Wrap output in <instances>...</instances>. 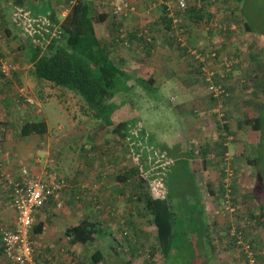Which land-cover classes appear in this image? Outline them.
<instances>
[{
	"label": "crops",
	"instance_id": "1",
	"mask_svg": "<svg viewBox=\"0 0 264 264\" xmlns=\"http://www.w3.org/2000/svg\"><path fill=\"white\" fill-rule=\"evenodd\" d=\"M39 1H42L43 4H38ZM67 1L69 0H34L35 3L33 4V2L28 0L26 2L27 5L24 7L32 8L38 14H46L45 12L53 10L56 17L61 19L66 15V10L63 8L66 6ZM87 1L93 4L95 11L99 12V8H101V11H107L106 8L108 6L105 0ZM199 1L186 0L187 10L184 12L179 11L176 5L175 12L177 10L182 13L179 17L174 13L173 9L171 11L169 0H130L133 11L120 20V25H122L121 34L131 38L135 35L139 37L142 34L145 41L142 42L132 38L130 42L125 43L126 46L122 47L120 45H112V41L109 40L112 54L116 55V61L120 63L124 72L131 77L130 82L134 83L138 79L149 80V82H153L151 85L152 89L156 90L160 88L156 87V85L162 86L164 82H168V78L181 77L188 69L187 79L192 81L189 91L187 93L180 92L184 91L181 90L183 88L181 85V89L178 88L176 90L174 87V90L180 92L179 96L184 95L186 98L194 100L199 98L201 89L199 84L203 83L200 81V77L194 73L195 68L192 64L195 61L189 51H207L211 49L209 48L211 43L216 44L222 38L218 32L210 34L208 26L211 25L203 24L201 19L198 20V18L209 16L210 21H219L220 13L214 6L219 3V0ZM224 2H227L226 12L232 22L227 35L228 42L229 40L233 41L237 31H240V23H238V11H236V7H233L236 1L224 0ZM112 5L113 3L108 8L111 9ZM200 7H202L201 11L204 10V15L201 13L199 15L196 14ZM11 9L12 6L9 0H0V52L8 58L13 56V52L15 54L18 52L17 56L22 54V47L25 48L29 43V39L23 33L20 25L11 18ZM109 24L110 19H108L107 23L99 26V32L102 36L108 34L110 30ZM211 27H213V24ZM204 30L207 35L205 38ZM245 33L248 32L245 31ZM244 37L247 39L246 35ZM220 45L225 47L224 52L220 51V57L224 58L226 55V59L231 62L232 68L228 72L221 70V74H219L221 71H217V81L230 87V98L234 97V100H238L237 105L241 108L246 103L244 101L246 98L251 100L256 95L255 93L252 94L251 91L244 90L242 92V87L240 91L238 84L249 82L252 79L255 81V77L258 80L261 78L259 82L264 83V64L261 48L253 41L243 45L233 44V46H230L228 43H221ZM188 57L191 58V61ZM221 64L222 60L217 59L216 68H219ZM187 66L192 68L186 69L185 67ZM14 68L12 79L5 80L0 77V168L17 183L22 182L20 170L23 168L29 171L30 176L39 179L41 182L65 180V187L60 192L58 201L52 197L47 198L34 214V226L30 235L33 250L32 264H123V258L119 256L120 251L126 254L127 250H125V247L131 245L130 242H133V239H127L122 243L118 238L119 229L122 230L123 236H126L124 228L131 227L134 230L132 235L134 238V234L142 235L145 233L140 229L138 219L151 217L148 213L149 211L146 210L147 205L144 197V192L148 191V189L143 184L139 186L141 177L138 174V163L140 160L137 163L131 160L132 158L129 155L131 154L132 156L133 154L131 153V148H126L130 147L126 140L121 142L115 139H103L101 143L96 144L102 148L97 165L90 162L92 160V146L87 144L86 146L90 147L89 150L84 149L86 146L81 147L80 151L70 148L69 154L71 156L64 157L65 160L61 161V154L57 150V146L64 142L65 138L62 140L53 138L51 142L48 138L41 140V138L37 137H42L47 132L43 135L21 136L19 131L22 124L21 120H19L18 133L14 134L12 124L17 118H14L13 113H18L20 110L19 106L25 103L24 99L31 100V96H33L32 88L27 90L24 87V98L20 97L18 83L25 81L30 87L32 85L34 88L37 86L41 89L44 87L50 88L43 82L30 79L28 72L30 64L26 62V58L25 61L22 60L21 63H16ZM157 78L162 79V81ZM197 78L199 81H197ZM191 103L181 104L178 108L179 117L182 118L181 131L186 138H182L180 143H177V141L171 143L169 141L168 143L154 141L157 146L165 149L169 159L174 163L183 161L184 158L192 155L191 158L188 157L189 166L187 173L190 176L199 178V184L202 185L203 183L204 188L206 186V189L199 193V202L195 208V222L192 224L194 229L191 225L189 231H186L185 228L176 230V224L174 229L175 236L178 232L183 235L186 234L190 238L189 242L193 241L202 244L210 242L211 237H213V242L220 243L223 241V238L220 237V230H225L228 235L230 231L231 235L235 230L241 231V228H243L242 232L244 233L245 231L247 236L251 237L253 225L250 219L251 209L248 207L250 200L247 198L251 185L248 180L249 177H247L249 169H246L245 166L240 170V162L244 159L247 148L244 147L233 155L237 160L234 158L230 159V155L233 153V151L231 154L229 153L231 150L230 146L236 149L239 148L237 141L234 142L233 138L230 137L232 138L231 141L229 138L225 141L224 146H226L227 151L221 161V156L217 155V153L222 148L217 146V149H215L214 145L215 143L219 144V136L225 137L229 133L225 134L223 126H218L214 129L216 130V138L212 140L203 138L209 135L207 133H202V137H200L198 132L203 131V127L195 124L190 117L192 115ZM232 103L225 107V111L229 112L230 116H232L231 112L234 111ZM118 104L122 105L118 106L117 109L124 107L123 102ZM28 113V110L23 111L24 116ZM20 115L22 114H17V116ZM240 122H236L237 126ZM140 125L143 127L144 124L140 123ZM206 126L208 127V132H211L210 125L206 124ZM241 127H245V124ZM241 127L238 128L240 129ZM246 134L250 136V140L252 136L249 130ZM76 135L77 133L74 130L73 136ZM147 135L149 136V134ZM186 135L189 137L187 138ZM78 137V139L74 138L73 140H78L77 142L81 144L86 142L84 136L78 134ZM149 141L152 145L153 141ZM189 143L192 145L193 143L196 144L194 150L187 151ZM249 144H252V142ZM123 148L128 150L124 149V154H122ZM175 148L179 151L175 150ZM143 149H145V146ZM143 152V150L140 151L142 154L149 153V151ZM135 154L138 155V153ZM215 154L217 157H215ZM223 161L225 164L222 163ZM250 163L252 164L251 161H247V165ZM59 164L65 167H60ZM221 166H223L222 169ZM226 169L230 170L232 177L228 188H226L227 183L224 186L226 193L220 195L222 179L226 180L223 177ZM200 179L202 182H200ZM226 201L236 210L235 213L229 212L225 205H222V202L226 203ZM141 203L143 204L144 213L139 208ZM255 211L264 213L263 208ZM85 220L94 222L99 226V236L96 237L93 243L85 245L71 244L67 231ZM147 220H149L147 228H150L155 233L148 238L145 237L146 242L148 240L151 241L150 248H152L157 243V230L153 224L152 217ZM261 220L264 221V218ZM15 221L16 213L11 206V189L7 187L5 182L0 180V254L2 251V232L3 230H14ZM180 222L185 223L187 221L180 219ZM262 241L264 242V240ZM204 249H207L205 250L206 252L210 251L211 259H219L221 257L218 247L215 250L212 249V246L209 248L204 247ZM138 251L137 255L139 254ZM97 252H100L101 259L98 263H93L91 258ZM125 256L126 260L128 258L132 262L136 258L132 250H129V254ZM203 257L206 258L209 255L206 256V253H204ZM0 264H8V262L1 259Z\"/></svg>",
	"mask_w": 264,
	"mask_h": 264
},
{
	"label": "rangeland",
	"instance_id": "2",
	"mask_svg": "<svg viewBox=\"0 0 264 264\" xmlns=\"http://www.w3.org/2000/svg\"><path fill=\"white\" fill-rule=\"evenodd\" d=\"M28 1V0H27ZM31 2V0H29ZM236 4L233 7H236V11H238L237 16H240L241 21L240 24V31H237V35H235L233 41L229 40L227 43L230 46H233V44L239 45V44H247L249 41L255 42L260 48H261V54H262V61L264 64V0H235ZM238 1V2H237ZM107 2V6L110 7V5L113 3V0H105V3ZM112 2V3H111ZM38 4L42 5V1H39ZM176 0H169L170 9L174 10V13H176L177 16L180 17L181 12H178L176 10L175 12V6H176ZM37 5V4H36ZM231 5V4H230ZM106 6V7H107ZM113 6V5H112ZM172 6V8H171ZM220 13L219 17L222 18L226 14V8H227V2H220L216 5H214ZM106 8L107 11H110L109 8ZM112 8V7H111ZM41 11V10H37ZM48 12V11H47ZM45 12V13H47ZM43 13V12H39ZM41 17H44L45 14H40ZM243 24L246 23L248 26L251 27L252 32L245 33V30L242 27ZM205 32V37L206 31ZM24 33V32H23ZM246 38L245 39V35ZM204 35V34H203ZM26 36V35H25ZM233 38V35H232ZM228 45V47H229ZM227 47V49H228ZM230 50V49H229ZM13 57V56H12ZM189 58V57H188ZM10 59V57H9ZM191 61V58H189ZM223 62H228V59H226V55ZM193 62V61H192ZM222 62V63H223ZM194 68H196V62L192 64ZM191 66V65H190ZM190 66L185 67L192 68ZM190 70V69H189ZM188 69L185 74H182L181 77L177 78H168V82H164L162 86L156 85V90L153 89V91H145L144 89H141L140 87H136L135 84L132 82L129 84V91L126 93H123L125 96L123 99L116 98L114 99L115 103H119V101H124V107L121 109H117L112 114V120L117 123L121 120L125 119H133L135 118L137 122H140L143 125L144 133L147 135L149 134V139L153 141V145L156 146L155 149H159L160 147L157 146V144L154 143V141H163V143H168V141L180 143L182 138H186L185 134L181 131V123L182 118L179 117V107L181 104L185 103H191V111L192 115L190 117L193 119V122L195 124H198L200 127H203V131H199L198 135L202 137V133H207L209 135H206L203 138H209L214 139L216 138V130L218 126H223V121L220 120V117L218 116L219 113L217 112V103L211 101L210 95L207 93L206 85L199 84L201 87L200 89V96L197 100L186 98L184 95L179 96L180 92L187 93L189 91V88L191 87L192 81L191 79H187L188 77ZM194 77V76H193ZM195 78V77H194ZM158 80L162 81V79L157 78ZM200 79V78H199ZM197 78V81H199ZM47 84L46 82H43ZM198 83V82H196ZM49 84V83H48ZM47 84V85H48ZM158 84V83H157ZM249 84L246 86V91H251L249 89ZM123 85V84H122ZM180 85L183 86V88H180ZM239 85V90L241 91V85ZM264 88V83L262 84ZM29 90L32 88L33 90V96H31V101L33 102V105L24 103L23 105H20V110L17 114H22L20 117H22L24 120L29 121H45L47 124L48 131L47 133L38 138H41V140H45L48 138L52 142L53 138L57 140H62L65 138L64 142H61L60 145L57 146V150L60 151L61 154V161L65 160L64 157L71 156L69 154V149H78L80 151L81 147H85L86 144L88 146H92V160L90 162L94 165H97L99 163L100 159V150L101 147L97 146L98 143H101V140L103 139H112L109 136H107V132L105 128H101L99 130V125H101V121L104 123L106 122V116L107 111L99 114L100 118H95L94 115L96 114L93 111H90L85 103V101L79 96L76 95L74 92L60 87H44L39 88L37 86L34 88L32 85L31 87L28 86V84L25 81H22L21 83H18V88H24ZM173 87V88H172ZM174 87L176 90L180 88L184 91H176L174 90ZM244 89L242 90V92ZM30 93V92H29ZM42 93V94H41ZM45 96L43 97V95ZM256 95V94H255ZM43 97V98H42ZM181 97V98H180ZM256 97V96H255ZM253 96V99L247 100L246 103H244L241 108L238 107V100L234 101L232 103V108L234 111H232V116L228 119V135H226V139L229 138L231 141L232 138L234 142L237 143V146L239 147L236 149L233 146L230 150V159L237 160L236 157L233 155L237 151H241L242 148L246 149V155L244 159L240 162V170L243 169V167L246 166V169L248 168L249 171L247 172V177L249 182H251V185L249 187V194L247 195V198L250 200V206L253 208V212L256 215V217H259V213L255 210L263 208L264 209V94L259 93L258 100ZM172 99V100H171ZM251 104L250 106H246L248 104ZM122 104H119L121 106ZM231 105V103L229 104ZM228 105V106H229ZM258 108V106H260ZM207 107V109H206ZM251 107V108H247ZM231 108V107H230ZM247 108V109H245ZM259 109V112H258ZM28 110V114L24 116L23 111ZM230 111V110H229ZM15 112V111H14ZM238 112V113H236ZM14 114L17 116V114ZM259 114V119L261 122V133L259 131H252L250 127H241L238 128L236 122H240L244 118L246 119H254ZM29 117V118H27ZM139 123V126H141ZM206 124L210 125L211 132H208V127ZM20 125V122L18 119L16 121H13V133H18V126ZM142 127V126H141ZM245 129V131H243ZM74 130L76 131L77 135L73 136ZM81 130V131H80ZM249 130V133H251V139L249 140L248 134L246 132ZM225 131V130H224ZM227 134V132L225 131ZM78 134L80 136L85 137V141L83 144L77 142L78 140H73L74 138L78 139ZM98 134V136H97ZM187 136V135H186ZM35 137V136H34ZM189 136H187L188 138ZM232 137V138H230ZM70 141V142H69ZM100 141V142H99ZM252 142V144H249ZM97 144V145H96ZM249 144V145H247ZM247 145V146H246ZM86 146L84 148L85 150H89L90 147ZM196 147V144L191 143L188 144V150H194ZM253 149H251V148ZM124 149L122 151V154H124ZM127 150V149H126ZM148 149L145 146V151ZM175 150L179 151L175 148ZM132 151V150H131ZM143 152V153H144ZM134 154L131 156L129 155L131 160L135 163L139 161L138 167H139V177H142L144 179L143 186L146 187V184H149V189L151 192H153V189L155 193L157 194V188L158 182H160L163 185L161 178L167 170V166L165 165L167 160H162V156L159 154L154 157L150 155L149 153L142 154L139 152V154ZM157 153V152H156ZM109 154V153H108ZM176 155V154H174ZM192 155L187 156L184 158L183 161L176 162L174 164H170V167L168 169L167 175L165 176V191L167 196L169 197L170 203L174 208L175 214H176V220L177 222H180L179 220L182 219V221H187L185 223L180 222L177 223V229L178 228H185L186 231L190 230V226L195 222V208L197 206L198 201V194L203 191V189H206V186L204 188V185L199 184V178L190 176L187 173V166H189L188 160L191 158ZM172 157V156H171ZM189 157V158H188ZM256 159V162L253 164L247 165V161H253ZM169 162V161H168ZM63 164V162H61ZM191 165V164H190ZM60 167H65L64 165H60ZM223 166H221V169ZM224 178H229L226 171L223 173ZM142 179V180H143ZM200 182L202 180L200 179ZM219 182V180H218ZM226 180L222 179L223 184V190L226 191L225 183ZM234 182V181H233ZM149 191V190H148ZM221 195V192H219ZM247 200V199H246ZM246 204V203H245ZM222 205H225L224 202H222ZM185 206V207H182ZM140 211L144 213L143 204H139ZM188 209V211H186ZM257 212V213H256ZM151 219V217H149ZM147 218V219H149ZM138 219V218H137ZM144 218H139V224L140 229L143 230L142 235H133V229L131 227L124 228L126 236H123L122 230L119 229V240L124 243L127 239H133V242L131 241V245L128 247H125L126 254H129V250L133 251V254L136 256V258L133 259V262L126 260V254H123V251H120L119 256L123 258L124 263L123 264H241L242 261L237 257H241L240 250H236L229 245H231V241L229 240L228 235L226 234L225 230H220V237L223 238V241L220 243L213 242L211 237L210 242L208 243H199V242H193L188 241L190 238L185 234H181L178 232V234L173 239V247L176 249H173L171 254L166 259H161L159 255L154 256L153 258L151 256H148L150 253V246L151 241L148 240L146 242V238L150 237L151 235H154L155 233L151 231V229L147 228V225L149 224V220ZM263 221V220H262ZM182 223V224H181ZM194 229V225H192ZM181 231V230H180ZM248 233V232H247ZM249 235V234H248ZM146 237V238H145ZM251 237L255 238L258 237L260 240V246L261 251L260 254H264V232L263 228L260 226L259 229L256 228V230L252 229L251 231ZM215 245L220 249L221 257L219 259H211L210 251H205L207 249H204V247H210L212 245ZM208 245V246H207ZM204 249V250H203ZM139 250V251H138ZM145 252H144V251ZM258 250V249H257ZM137 251L141 252L137 255ZM147 251V252H146ZM257 252V251H256ZM206 253V256L209 255V257L204 258L203 254ZM239 254V255H237ZM143 257V258H142ZM122 262V261H121ZM258 264H264V259L259 260Z\"/></svg>",
	"mask_w": 264,
	"mask_h": 264
},
{
	"label": "trees",
	"instance_id": "3",
	"mask_svg": "<svg viewBox=\"0 0 264 264\" xmlns=\"http://www.w3.org/2000/svg\"><path fill=\"white\" fill-rule=\"evenodd\" d=\"M219 1L223 2L224 0ZM9 2L12 6L11 18L13 20V11L16 9L22 10L34 18L41 17V15L36 13L32 8L28 9L24 7L27 5V0H9ZM31 2H33V4L35 3L34 0H31ZM201 2L204 1L202 0ZM201 8L202 7H200V10L197 12L194 10L193 11L196 12L197 15H199V13L204 15V10L201 11ZM63 9L66 10V15L61 19L56 17V14L53 10H50L45 14L44 17L54 23V27L51 28V31L46 35L35 34L33 37H31L27 35L21 27L22 31L27 36V39H29V43L27 46H25V48L22 47V54H18L17 56L18 52H16V54L13 52V57L10 56V59L0 52L1 61L14 68L16 63H21V61H25L26 58V62L30 64V69L28 71L30 79H34L37 82H46L47 84L49 83L48 86L50 87L56 86L74 92L85 101L90 111L96 113L94 117L97 119L100 118L99 114L107 111L106 122L104 123L101 121V125L98 127L105 128L107 136L113 140L115 139L121 142L126 140L130 146L126 148H131L130 150H132V154H134L133 151L138 154L140 151H144V146H146L148 149L147 151H149L152 156L154 155L155 157L159 154L162 156V160H167L165 163L167 166V173L168 169L170 168L168 166H170L171 163L174 164V162L169 159V156L163 147L155 149L156 146L153 144L151 145L149 136L144 133V128L139 126L140 122H137L135 118L121 120L117 123L112 120V114L119 106L118 103L114 102V99H123L125 96L123 93H126L130 90L129 84L132 82H130L131 77L124 72L120 63L116 61V55L112 54L109 40L112 41V45H120L123 47L126 46L125 43L130 42L132 38L142 42L145 41L144 35L140 34L139 37H137L138 35H135L131 38L125 34H121L122 25H120V20L125 16L114 14L113 6L110 11H101V8H99V12H97L94 10L93 4L89 3L87 0H69L66 2V6H64ZM208 17L209 16L198 18V20L201 19L203 24H209L211 26L213 24V27L208 26L210 29V34L218 32L222 36L219 41L220 43L218 42L219 44L211 43L209 45V48H211L209 51L215 55V63L217 59L220 61L224 59L220 57V51L224 52L225 47L221 46L220 44L227 43V35L229 34L232 22L230 17H228L227 12L225 16L219 19V21H214L212 19V21H210ZM238 18L240 22V16H238ZM108 19H110V30L108 31L107 35L102 36L99 32V26L107 23ZM242 27L248 33L252 32L251 27L246 23L243 24L242 22ZM34 38L39 39L40 42L36 43ZM200 68V65L196 67L194 73L200 77V81L203 83V85H206L207 83L204 81L205 76ZM231 68L232 66L228 70L230 71ZM14 71L15 70L12 71V76ZM0 77L3 78L1 72ZM260 79L261 78H259V80ZM214 80L219 82L217 81L216 77ZM259 80L257 77H255V81L252 79L249 82L247 81L240 84L241 87L246 90L248 83H251L249 84V89L252 90V94H256L257 100L259 93L264 94V88L262 86L263 83L259 82ZM152 83L153 82H149V80L144 81L142 79L135 80L134 82L137 88L140 87L141 89H144L148 92L153 91L151 86ZM223 86L229 97L221 100L224 109L222 110L223 116L220 118V120L223 121V128L228 134L229 129L227 122L230 115L229 112L225 111V107L235 100L234 97L230 98V87L226 86L225 84H223ZM211 101L212 103L215 102L218 104V101L212 97ZM119 102L124 103V101ZM260 107L261 105L258 106V108ZM16 118L18 121H22L19 130L21 136L25 137L30 135H43L47 132V124L45 121H26L20 116H17ZM259 118V114L254 119L245 118V120L238 124V127H241L245 124V127H250L252 131L261 132L262 127ZM133 132L136 134H132ZM226 137L219 136V144L217 145L215 143L214 145L215 149H217V146L222 148L221 151L217 153V155L221 156V161L227 151L226 146H224L225 141L227 140ZM217 155L215 154V157H217ZM255 162L256 159L252 161V164ZM222 163L225 164L224 161ZM186 169L188 170V166ZM166 173L161 178H159L162 180L164 187L163 195L161 197L155 198L153 196L151 190L148 187L149 184H146V189L149 191L146 190L144 192L145 202L147 205L146 210L149 211L148 213L151 215L153 224L157 230V243L152 248H150V251L148 252L150 254L148 256L153 258L154 256L159 255L162 260L166 259L173 249H176L173 247V239L175 237L174 229L175 225L180 223L176 220L174 208L171 205L169 197L165 191ZM143 182L144 180H142L141 177L139 186L143 184ZM220 192L222 195L226 193V191L223 190V184H221ZM198 202L199 201H197V204ZM248 207L251 209V212H249L251 216V223L253 225L252 229H259L261 226L264 230V221L261 220L264 218V213H260L259 217L257 218L253 212V208L250 207V204ZM241 229L243 230V228ZM242 230H235L234 235H230L229 231V235L227 234L229 240L231 241V245L229 246L234 248L235 251L240 250L241 257H238L237 259H241V264H247V253L243 245H248L249 252H251L255 264H258L260 259H264L263 254L259 253L261 251L260 240L258 237H248L246 232L244 231L243 233ZM99 234V226L94 222H89L86 220L67 231V236L70 239V243L81 245L93 243ZM239 237L242 238L241 242ZM215 248L217 247L213 244L212 249L215 250ZM140 253L141 252H139V254ZM100 259L101 254L100 252H97L95 256H92L91 262L98 263Z\"/></svg>",
	"mask_w": 264,
	"mask_h": 264
},
{
	"label": "built area",
	"instance_id": "4",
	"mask_svg": "<svg viewBox=\"0 0 264 264\" xmlns=\"http://www.w3.org/2000/svg\"><path fill=\"white\" fill-rule=\"evenodd\" d=\"M176 3L179 11L184 12L186 10V0H176ZM132 11L133 7L130 0H113L114 14L126 16ZM13 17L20 27L23 28L24 32L31 37L35 34L46 35L51 31V28L54 27V23L49 19L45 17L34 18L19 9L13 11ZM35 42L39 43L40 40L35 39ZM189 54L194 58L196 67L199 65L201 66L200 69L205 76L204 81L207 83V93L218 101L217 112L219 113L218 116L222 118L224 106L221 100L228 97V93L223 84L221 82H216L214 78H217V71H227L231 67V62L222 61L223 63L220 67L216 68V62L214 63L215 55L209 50L204 52L191 50ZM13 70H15V68L0 59V72L5 80L12 78ZM221 73L222 71L219 74ZM18 92L20 97L24 98V88H19ZM24 102L33 105V102L29 99H24ZM132 134L136 133L133 132ZM226 173L229 178H226V182L224 183L228 184L226 186V188H228L232 173L228 169H226ZM20 175L22 182L17 183L10 175H6L0 168V180L5 182L7 187L11 189V206L16 213L15 229L3 230L2 232V251L0 260L3 259L8 262V264H32L33 250L30 242V235L34 226V214L42 205V202L47 198L52 197L58 201L60 192L65 187L64 179H60L56 182H41L39 179L30 176L29 171L25 168L20 170ZM158 186L157 194L154 189L152 192L155 198L163 195V185L158 182ZM225 208L231 213L236 212V210L229 205L228 201H226ZM231 235H234V232ZM241 239L242 238L239 237L240 242ZM243 247L247 253V264H255L254 258L251 252H249L248 245L245 244Z\"/></svg>",
	"mask_w": 264,
	"mask_h": 264
}]
</instances>
